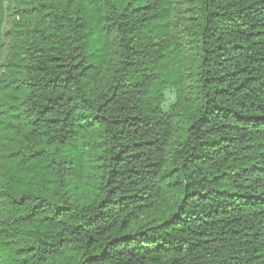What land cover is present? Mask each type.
<instances>
[{
	"label": "trees",
	"instance_id": "trees-1",
	"mask_svg": "<svg viewBox=\"0 0 264 264\" xmlns=\"http://www.w3.org/2000/svg\"><path fill=\"white\" fill-rule=\"evenodd\" d=\"M191 10L186 74L172 0H31L0 264H264V0Z\"/></svg>",
	"mask_w": 264,
	"mask_h": 264
},
{
	"label": "rangeland",
	"instance_id": "rangeland-1",
	"mask_svg": "<svg viewBox=\"0 0 264 264\" xmlns=\"http://www.w3.org/2000/svg\"><path fill=\"white\" fill-rule=\"evenodd\" d=\"M5 8V20L3 23V50L2 65L0 66L1 93L0 99L5 104L4 114L0 123V174L5 167V156L20 134L17 120L11 115L22 98V90L19 80L23 75L25 66L26 36L25 28L28 23V7L31 0H3ZM192 0H172V40L182 49L185 59L183 67L186 74L189 72L190 55V29L194 24L191 10ZM115 41L111 46V54L108 65L103 74L104 81L111 74L116 59ZM189 94V78L186 77L181 90L170 89L164 92V106L173 110L185 106ZM92 130V129H91ZM171 147H169L168 152Z\"/></svg>",
	"mask_w": 264,
	"mask_h": 264
}]
</instances>
